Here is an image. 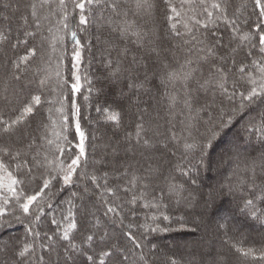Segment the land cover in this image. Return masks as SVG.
Wrapping results in <instances>:
<instances>
[{
    "label": "snow or ice",
    "instance_id": "snow-or-ice-1",
    "mask_svg": "<svg viewBox=\"0 0 264 264\" xmlns=\"http://www.w3.org/2000/svg\"><path fill=\"white\" fill-rule=\"evenodd\" d=\"M68 3L69 0H31L28 15L21 16L22 37L17 36L14 42L10 38L11 28H0V50H3L0 104L10 113L6 115L0 109V229L15 222L24 224L26 232L23 239L0 247V254L6 257L3 264H153L148 259L149 253L143 251L145 244L132 229L143 228L145 232L170 229L133 223L138 208L160 211L168 207L165 199L190 205L191 194L185 196L184 184L171 173L165 176L159 165L149 161L140 171L132 162H121L119 143L106 146L104 154L91 162L89 170L80 107L74 98L82 87L78 74L82 46L77 31L70 27V16L72 20L78 16L77 27L84 31L80 26L88 25L90 17L99 10L103 26L108 27L116 40L121 44L128 41L142 51L140 57L133 55L130 67L125 68L122 59L128 57L129 48L107 41L106 66L110 77L114 82L127 78L129 90H147L148 83L158 81L169 116V126L158 142L165 149L172 145L182 150L187 166L177 165L176 171L181 177H190L201 167L211 168L212 161L208 158L214 142L223 139L242 121L243 135L237 134L231 147L221 155L218 166L239 161L240 140L250 142L255 138L264 147V0H252L256 20L246 19L243 25L239 18L229 17V0H71V12ZM157 12L163 16V33L157 27ZM221 20L231 29L227 44L215 26ZM244 26L249 30L243 31ZM66 36L74 43L72 67L77 69L71 74L74 80L71 83L62 75L59 63L53 73L52 57L45 55L46 47L53 52L57 45L62 47ZM6 45L14 53L24 46V53L9 55L4 50ZM245 47L248 51L238 59ZM112 52L116 53L115 61ZM149 60L154 65L151 76L146 63ZM140 69H144L142 78L132 76ZM85 80L91 84L87 77ZM65 88H70L73 94L70 108ZM26 89H31L27 96ZM45 92L58 94L56 116L53 118V110L49 108L46 119L29 131ZM209 93L210 102L206 99ZM88 99L84 96L85 101ZM96 111L114 127H120L119 110L98 106ZM147 114L148 107L139 109L135 134H127L125 140L151 149L155 145L147 136ZM70 116L75 120L73 139L68 134ZM243 163L246 178L238 179L236 185H221V190L227 188L232 193L240 185L248 184L255 193L257 169L264 173V153ZM161 178L164 187L157 183ZM191 183L196 180L191 179ZM70 187L76 190L67 199H60ZM208 195L209 199L203 202L205 210L213 198V193ZM256 199L264 202V195L244 199L240 210L253 218H264V209L257 207ZM88 200L95 201L91 208L85 203ZM97 205L103 209L104 223L97 215ZM45 215H51L50 222L55 225L52 234L37 230ZM160 215L169 219L163 212ZM157 218L151 217L153 221ZM108 224L119 225L128 243L121 244L115 239ZM82 225L88 226L87 231L82 232ZM219 227L225 229L224 243L232 252L264 261V249L257 253L252 247L245 248L228 237L225 225ZM81 232L82 239L77 242L74 234ZM135 249L140 250L139 256ZM167 264L178 261L169 258ZM188 264H196L195 256ZM211 264L226 262L221 256Z\"/></svg>",
    "mask_w": 264,
    "mask_h": 264
},
{
    "label": "trees",
    "instance_id": "trees-1",
    "mask_svg": "<svg viewBox=\"0 0 264 264\" xmlns=\"http://www.w3.org/2000/svg\"><path fill=\"white\" fill-rule=\"evenodd\" d=\"M31 3V0H0V28H11V40L14 42L17 36L22 37L23 25L21 16L28 15L29 9L27 5ZM8 4V7H5ZM228 15L232 18H239V22L243 25V21L249 19L251 21L256 20V16L252 14L253 3L252 0H229ZM69 12L72 11L71 0L68 3ZM107 15V13H105ZM7 17V19H5ZM157 27H159L161 33L164 32V23L162 13L156 14ZM78 16L75 20H72L70 16V27L77 31L78 38L81 41V60L78 67V74L81 76V91L74 95L77 104L80 107V124L81 129L84 131L85 150L89 161V170L92 167V161L100 158L104 154L105 148L108 145H114L119 143L120 161L127 160L132 162L134 166L142 171L146 167L147 160L161 162V170L165 176L169 173L176 176L178 181L184 184L185 196H189L191 204L185 203L177 204L175 200L165 199L164 203L168 205L167 208H162L160 211L156 209H144L138 208L137 217L133 223L136 224H149L152 227L160 229H170L169 231H156L145 232L143 228L132 229L137 239L142 240L145 244V253H149L148 259L153 264H167L169 258H175L178 262L183 260L186 264L195 256L196 264H200L201 261L204 264H211V261L217 257H223L226 264H264V261L253 260L251 257H240L230 250V248L224 243V234L220 235L219 228L214 223L215 217L219 215L224 217L222 225L227 228L228 237L232 241L240 243L243 247H252L257 253L264 249V218H253L249 213L241 212L243 200L246 198H253V196L264 195V173H261L257 169V181L258 184L255 193L250 190L248 184L240 185L239 188L232 193H229L227 188L221 190V185L238 183V179H245L244 163L245 159L251 160L252 158H259L264 153V147L261 143L253 138L250 142L244 140L238 141L240 144V159L237 162L231 164H223L218 166V162L222 154L229 149V144H232L233 140L239 133L243 135L241 125H235L230 132L227 133L223 139L214 142V146L209 150V158L212 161L211 168L201 167L198 173L191 174L190 177H181L176 171L177 165L186 167L182 150L172 145L168 149L160 147L159 140L162 139L160 134L165 133L168 128V112L167 104L162 96L163 88L159 86L158 81L153 80L146 85V89L129 90L127 84L130 82L127 78H121L119 81L114 82L110 77V69L106 66V60L108 58V44L107 41L111 40L118 44L119 47L125 45L129 48V55L126 59H122V65L125 68L130 67V61L133 55L140 57L143 53L140 49L133 44L125 41L121 44L113 33L110 32L107 26L104 25V21L100 19L99 10H97L94 17H90V23L86 26H80L84 28V31H80L77 27ZM219 28V33H223L224 42L227 44L230 40L231 29L228 28L224 22L217 21L216 25ZM249 29L244 26L243 31ZM218 33V34H219ZM85 40V42H84ZM167 47V45H165ZM74 43L70 37L66 36L63 46L57 45V49L53 52L50 48L45 49V55H51V68L54 71L59 63L60 71L70 83L74 82L72 79V72L77 71L72 65L75 63L73 60ZM9 55H22L24 53V46H20L14 53L10 47L5 46ZM248 51L245 47L241 52L239 58H242L244 53ZM63 52V59L61 60V53ZM111 58L115 61L116 53L112 52ZM3 59V50H0V61ZM147 67L149 69V75L151 76V70L154 65L151 60L147 61ZM144 69L133 72L132 76L139 75L143 77ZM127 75V74H126ZM87 77L91 81L88 84L85 80ZM35 86H33L34 88ZM89 88L92 91H89ZM3 90V85L0 84V92ZM31 89L25 90V96L29 94ZM69 96V108L70 100L73 98V94L70 92V88L63 90ZM123 93V95H121ZM57 93L45 92V96L42 97V104L39 108L35 118L32 119V127L29 131L36 129L38 123L41 120L46 119L48 115V109L53 110V118H55V109L59 107L56 103ZM84 96H88L87 101L84 100ZM206 99L211 101V93H209ZM52 101V103H48ZM203 102V100H202ZM98 106H109L113 109L119 110L122 114L121 125L119 128L113 126L112 122L106 121L100 113L95 112L94 108ZM148 107V114L145 116V127L147 129V136L153 140L154 147L151 149H145L137 146L134 140L129 142L125 140V136L131 133L133 136L136 131L137 113L139 109ZM0 109L4 113L10 114L9 109L0 104ZM71 126L69 128V139L75 137V120L73 117H69ZM31 119V118H30ZM207 119V117H205ZM202 131V129H201ZM39 135V132L35 133ZM195 134V133H194ZM78 141V137L76 138ZM228 140V141H227ZM125 149H127V156H125ZM219 150V152H218ZM172 153H175L174 155ZM109 160L112 158L109 156ZM227 159V157H225ZM237 163H239V169H237ZM212 170L213 172H210ZM237 174L234 175L233 173ZM191 179H195L196 183L192 184ZM160 187H164L163 178L157 181ZM76 190L70 187L60 197V199H67L71 191ZM215 190V191H214ZM67 193V197L66 194ZM209 193H213V198L210 200V207L207 210L203 207L204 200L209 199ZM65 195V196H64ZM89 208L95 201H85ZM257 207L264 209V202L259 199L255 200ZM97 215L101 217L102 223L104 218L102 216V208H99ZM163 212L164 215L169 217L168 220L160 215ZM156 215L158 218L153 221L151 217ZM58 218V214H57ZM79 218V217H78ZM197 219L199 233L194 235L191 231L194 228L189 220ZM222 220V219H221ZM51 215H45L41 217V221L36 226L42 234L47 232L52 234L55 231V225L51 224ZM126 223L128 220L125 221ZM183 225V226H182ZM82 232L87 231V225H82ZM107 228L110 233L114 234V238L118 239L121 244H127V239L122 235L119 225L108 224ZM15 231L13 234H8V231ZM82 232L74 234V238L77 242L82 239ZM143 233V236L141 235ZM184 233H189L191 236H195V239L201 240V246L198 247L192 244V241H185L181 239ZM26 235L25 225L13 222L12 226L5 229H0V239L4 238L5 243L14 242L17 238L23 239ZM144 236L147 239H144ZM165 240H168L166 243ZM152 245H156L153 249ZM130 246V245H129ZM39 251V250H38ZM139 256L140 250H134ZM217 251V252H216ZM211 253L212 255H207ZM10 255V254H9ZM170 255V256H169ZM5 255L0 254V264H3ZM53 259L55 257L53 256ZM135 259V257L133 258Z\"/></svg>",
    "mask_w": 264,
    "mask_h": 264
},
{
    "label": "rangeland",
    "instance_id": "rangeland-1",
    "mask_svg": "<svg viewBox=\"0 0 264 264\" xmlns=\"http://www.w3.org/2000/svg\"><path fill=\"white\" fill-rule=\"evenodd\" d=\"M84 42H85V40H84ZM94 110H95V112H97L96 111V108H94ZM228 141V140H227ZM160 147H162V145L160 144ZM231 147V144H229V148ZM218 152H219V150H218ZM148 161H150L153 165H161V162L159 161H153L152 159H150V160H147V162ZM147 165V164H146ZM210 172H213L212 170H210ZM66 195V197H67V193L65 194ZM64 195V196H65ZM224 217H220L219 215H217L216 217H215V221H214V223L216 224V226L219 228V231H220V235L221 234H224V229H222V228H220L219 226L220 225H222L221 223H222V221L223 220H225V219H223ZM222 219V220H221ZM129 222V221H128ZM189 222L191 223V225L194 227V228H196L197 230L195 231V232H193V231H191L194 235H196V233L198 234L199 233V229H198V227H197V219L196 218H194V220H189ZM15 231H8L7 233L8 234H13ZM185 235H183V236H181V239H184L185 241H192V244L193 245H196V246H198V247H202L201 246V240H198V239H195V240H193L194 238H195V236H191L189 233H184ZM222 240L224 241L225 239H223V237H222ZM165 242L167 243L168 242V240H165ZM5 244V239L4 238H2V239H0V247H2L3 245ZM155 247H156V245H155ZM205 246H203L202 248H204ZM143 251H145V249H143ZM217 252V251H216ZM170 256V255H169ZM178 264H186L185 263V261L183 262V260H181V261H179L178 262Z\"/></svg>",
    "mask_w": 264,
    "mask_h": 264
}]
</instances>
